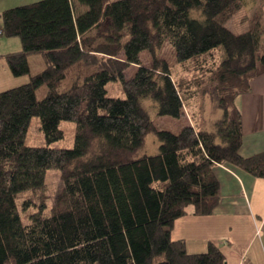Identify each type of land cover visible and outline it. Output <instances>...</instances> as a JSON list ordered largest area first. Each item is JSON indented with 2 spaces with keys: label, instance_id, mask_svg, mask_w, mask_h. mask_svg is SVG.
<instances>
[{
  "label": "trees",
  "instance_id": "1",
  "mask_svg": "<svg viewBox=\"0 0 264 264\" xmlns=\"http://www.w3.org/2000/svg\"><path fill=\"white\" fill-rule=\"evenodd\" d=\"M74 1L83 13L71 0H40L0 14V37L21 46L0 58L14 78L28 79L0 92V264H225L217 246L190 255L171 231L185 216L214 214L215 167L264 180V151L239 153L237 106L264 75L261 13L234 34L225 24L248 0ZM165 45L174 66L158 58ZM35 55L44 68L32 76ZM111 82L124 99L106 96ZM204 98L220 113L210 125ZM145 101L156 117L187 115L188 125L177 134L156 129ZM33 118L48 146L25 145ZM61 122L75 126L72 149L49 147L64 138ZM149 135L159 144L153 155L144 152ZM51 170L62 185L51 213L22 224L16 197L41 190Z\"/></svg>",
  "mask_w": 264,
  "mask_h": 264
},
{
  "label": "crops",
  "instance_id": "2",
  "mask_svg": "<svg viewBox=\"0 0 264 264\" xmlns=\"http://www.w3.org/2000/svg\"><path fill=\"white\" fill-rule=\"evenodd\" d=\"M38 1L0 0V14ZM71 1L76 15L85 11L84 7ZM14 39L0 37V56L21 49L19 40ZM12 40L18 46L13 45ZM27 81V77L14 78L0 58V92L24 85ZM250 86L249 94L237 100L243 135L239 153L243 158L264 151V75ZM214 174L221 192L214 214L178 219L171 231L172 241H183L190 255L204 253L208 243H212L222 252L225 264H264V180L220 165L215 167Z\"/></svg>",
  "mask_w": 264,
  "mask_h": 264
},
{
  "label": "rangeland",
  "instance_id": "3",
  "mask_svg": "<svg viewBox=\"0 0 264 264\" xmlns=\"http://www.w3.org/2000/svg\"><path fill=\"white\" fill-rule=\"evenodd\" d=\"M74 2V0H73ZM261 13L262 23H264V1L263 0H248L245 7L237 12L226 24L225 27L234 34H241L246 32L250 28V21L256 14ZM18 41L17 38L14 39ZM13 41V40H12ZM11 42L13 45H17V42ZM16 43V44H15ZM158 58L165 61L168 66H174L175 58L173 50L165 45L158 53ZM142 64L146 67H150L151 59L147 53L141 55ZM30 67V75L34 76L41 72L44 68V61L41 55L31 56L28 59ZM136 68L130 67L125 75L127 79H130ZM68 83L64 84L62 90L67 89ZM46 95V88L43 87L36 92V97L41 100ZM106 96L108 98L124 99L125 95L122 91L121 85L118 82H111L106 86ZM203 110V117L210 125L215 119L220 116L218 111L213 109L208 98H204L201 103ZM144 109L150 114L152 122L156 129L168 131L172 134H177L180 129L189 123V116H185L180 120H175L170 117H156L155 110L152 107L151 102L145 101L143 103ZM59 129L63 132L64 138L60 141L49 145L50 148L55 149H72L74 143V130L75 126L71 122H61ZM25 145L28 147H45L48 146L45 142L44 136L40 130V124L38 119L33 118L30 122L29 128L25 137ZM158 142L153 135H149L146 138L144 152L148 155L157 153ZM62 185L60 183L59 173L56 170L47 172L44 187L36 192H25L19 194L16 197V206L19 212L20 220L22 224H27L29 217L32 214L40 212L42 216H47L51 213L54 207V198L61 191ZM44 208H40L41 206Z\"/></svg>",
  "mask_w": 264,
  "mask_h": 264
}]
</instances>
